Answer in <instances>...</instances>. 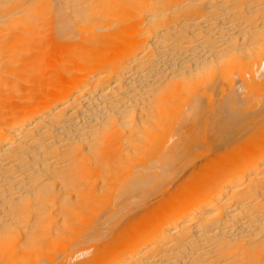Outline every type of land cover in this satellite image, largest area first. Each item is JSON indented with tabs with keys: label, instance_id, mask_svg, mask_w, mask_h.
I'll return each instance as SVG.
<instances>
[{
	"label": "bare ground",
	"instance_id": "6f19581e",
	"mask_svg": "<svg viewBox=\"0 0 264 264\" xmlns=\"http://www.w3.org/2000/svg\"><path fill=\"white\" fill-rule=\"evenodd\" d=\"M0 264H264V0H0Z\"/></svg>",
	"mask_w": 264,
	"mask_h": 264
}]
</instances>
